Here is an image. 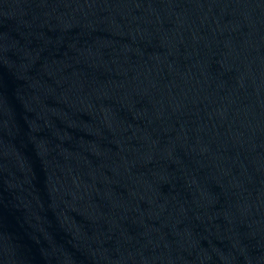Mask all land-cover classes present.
<instances>
[{
    "label": "water",
    "instance_id": "95a60500",
    "mask_svg": "<svg viewBox=\"0 0 264 264\" xmlns=\"http://www.w3.org/2000/svg\"><path fill=\"white\" fill-rule=\"evenodd\" d=\"M264 190V0H73Z\"/></svg>",
    "mask_w": 264,
    "mask_h": 264
}]
</instances>
